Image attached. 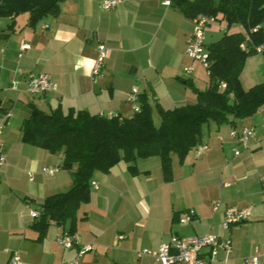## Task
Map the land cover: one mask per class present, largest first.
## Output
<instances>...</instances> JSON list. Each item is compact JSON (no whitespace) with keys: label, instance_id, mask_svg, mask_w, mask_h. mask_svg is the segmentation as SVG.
<instances>
[{"label":"crops","instance_id":"1","mask_svg":"<svg viewBox=\"0 0 264 264\" xmlns=\"http://www.w3.org/2000/svg\"><path fill=\"white\" fill-rule=\"evenodd\" d=\"M102 1L63 0L57 16L35 27L28 25L27 13L0 18V143L6 154L0 168V264H8L12 253L23 264H160L139 252L156 250L172 235L207 233L232 242L230 255L219 250L208 264H243L256 251L264 261V107L234 124L205 125L201 144L206 149L200 157L191 150L182 164L173 158L171 181H164L156 156L137 159L136 175L124 161L107 173L96 172L90 200L77 212L78 243L69 249L57 243L69 222L64 228L51 222L45 236L37 239L31 212H38L46 197L71 187L73 169L62 168V152L50 153L22 140L21 123L29 116L30 103L47 112L60 105L64 112L73 108L91 115L130 117L127 96L132 88L169 110L194 104L195 89L208 85H197L201 68L186 54L193 19L165 0H121L112 9L102 8ZM208 27L207 43L208 34H215L213 29L207 32ZM99 44L106 46L107 56L94 75ZM40 72L56 82L55 92H28V75ZM260 79L264 70L240 74L245 89ZM243 127L254 129L247 147L232 134ZM45 167L58 171L48 175ZM214 200L221 202L217 211L211 209ZM227 207H250L249 217L224 229ZM187 210L194 211V219L182 224L179 217ZM86 245L93 250L79 256Z\"/></svg>","mask_w":264,"mask_h":264},{"label":"trees","instance_id":"2","mask_svg":"<svg viewBox=\"0 0 264 264\" xmlns=\"http://www.w3.org/2000/svg\"><path fill=\"white\" fill-rule=\"evenodd\" d=\"M63 0H0V18L27 13L28 25L35 27L48 16H57ZM185 17L203 14L242 24L247 37L224 32L206 42L208 85L196 90V102L166 110L147 95H138V111L130 117L91 115L84 110L60 105L44 111L29 104V116L21 123L22 140L50 153L62 152V168L73 169L71 187L52 194L37 208L31 227L40 240L51 222L75 232L77 212L90 200L96 172L107 173L118 162L128 164L131 174L139 173L137 159L158 157L164 181L172 180V159L182 164L191 150L203 142V127L234 124L264 107V81L245 89L240 74L247 57L264 46V0H170ZM256 27L257 30L253 31ZM14 22L9 24L13 30ZM221 83L225 88H221ZM155 114L157 117H155Z\"/></svg>","mask_w":264,"mask_h":264},{"label":"built area","instance_id":"3","mask_svg":"<svg viewBox=\"0 0 264 264\" xmlns=\"http://www.w3.org/2000/svg\"><path fill=\"white\" fill-rule=\"evenodd\" d=\"M121 3V0H103L101 6L104 9H112L117 7ZM164 4L170 5V0H165ZM216 20L213 16L200 14L193 18L194 27L192 33L187 41L186 54L187 56L196 61L206 70L209 67L208 52L206 50L205 42V29L208 25L214 23ZM258 27L253 29L256 31ZM27 45H23L22 48H26ZM256 51H264V46L256 47ZM107 56L106 46L103 44L98 45V54L92 66V73L98 74L104 65ZM191 67H185L184 71L191 73ZM27 90L33 96H43L49 93H53L57 90V84L46 73H30L26 80ZM221 88H225V84L221 83ZM11 88L16 90L17 84L12 83ZM127 101L132 105L133 112L138 111V95L137 89L132 88L131 92L127 96ZM2 124H0V131ZM240 146L247 147L249 145L250 138L254 135V129L252 127H243L240 132L233 131L232 133ZM205 144H200L195 148L196 157H200L202 152L206 149ZM240 150L234 149V155L238 156ZM6 164V154L2 149L0 143V168ZM58 171V167H45L43 172L52 175ZM95 186V183H92ZM228 185V184H225ZM221 206L219 200L211 202L212 211H217ZM250 214V207L237 208L227 207L224 212L223 228L229 229L232 225L239 224L245 221ZM39 213L32 211L31 216L37 217ZM194 211L187 210L179 217V222L182 224L190 223L194 219ZM123 236L119 235L118 239H122ZM79 241V235L76 232L67 233L64 232L58 239L57 243L65 248L69 249ZM93 250L92 245H86L79 251V256L85 252ZM219 250H222L225 255H230L232 252V242L228 237H220L218 235L207 233L204 235H192L188 237H180L172 235L168 242L162 243L156 250L149 251L143 250L139 252V256L150 255L154 257L160 264H208L210 261L217 257ZM8 264H23L20 256L17 253L10 255ZM243 264H264V261L260 259V254L256 251L254 254L244 258Z\"/></svg>","mask_w":264,"mask_h":264},{"label":"rangeland","instance_id":"4","mask_svg":"<svg viewBox=\"0 0 264 264\" xmlns=\"http://www.w3.org/2000/svg\"><path fill=\"white\" fill-rule=\"evenodd\" d=\"M208 28L209 29H207V32H209L210 29H213V32H215L213 37H210L209 34L207 33L208 34V36H207L208 42H212V41L216 40L217 37L219 38V36H222V34L224 32L236 31V32L241 33L245 37H247V32H246L245 28L243 27L242 24H239V23H234V24H231L230 26H227V24L224 21H222V22L215 21L214 23L209 25ZM220 28H222L223 30H218ZM199 66L201 68V73H200V76H198L199 80L197 79L198 80L197 85L200 87H205L207 85V82H208L207 70L203 66H201L200 64H199ZM250 69H252V70L258 69V73L262 74V70H264V51H256L255 53H252L247 57L245 64H244V67L242 69L241 75H244V73L246 71H249ZM262 80H264V79H260V81H258V82H262ZM155 117H157L156 114H155ZM191 156H192V153H191ZM175 159H177L176 156H174V163H177V160H175ZM237 225H239V224H236L235 226H237Z\"/></svg>","mask_w":264,"mask_h":264}]
</instances>
